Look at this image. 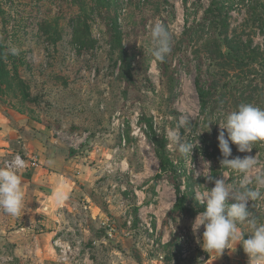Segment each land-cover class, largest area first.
I'll return each instance as SVG.
<instances>
[{
    "label": "rangeland",
    "instance_id": "rangeland-1",
    "mask_svg": "<svg viewBox=\"0 0 264 264\" xmlns=\"http://www.w3.org/2000/svg\"><path fill=\"white\" fill-rule=\"evenodd\" d=\"M218 1L0 0V46L10 55L14 80L0 93V105L25 116L52 141L59 131L89 135L78 150L59 145L68 156L73 151L67 173L75 184L63 206L66 222L57 226L50 242L57 263L183 264L203 251L200 247L181 258L190 245L202 244L204 228L193 233L197 214L192 211L205 206L195 194L210 190L222 177L233 187L243 178L211 157L218 124L241 104L264 109V67L259 62L251 67L256 72L241 69L244 62L233 65L237 71L228 61V72L213 66L219 49L228 52L251 43L264 51V0ZM156 22L172 36L171 52L162 63L151 56L150 30ZM12 47L20 49L19 55L10 54ZM122 50L129 59L125 64ZM199 75L213 89L218 77V85L225 82L213 90L206 125L196 87ZM229 82L232 89L226 94ZM222 94L226 101H220ZM182 115L189 123L179 136L194 146L186 155L169 139ZM146 120H152L158 137H166L178 170L187 202L175 212V176L167 172L157 180L160 161ZM230 147L229 159L255 156L256 165L247 175L249 187L258 188L261 198L249 201L248 209L262 221L264 186L258 187L255 177L264 174V142H256L250 153ZM184 233L189 247L180 239ZM58 241L71 247L65 263L59 261Z\"/></svg>",
    "mask_w": 264,
    "mask_h": 264
},
{
    "label": "clouds",
    "instance_id": "clouds-1",
    "mask_svg": "<svg viewBox=\"0 0 264 264\" xmlns=\"http://www.w3.org/2000/svg\"><path fill=\"white\" fill-rule=\"evenodd\" d=\"M153 62H163L171 52L172 36L167 27L156 22L150 30ZM11 55H19L20 49L12 47L8 50ZM189 123L187 117L181 116L176 129L169 133V139L178 145L181 154H188L194 148L193 144L183 142L179 129ZM218 147L223 159L221 166L243 174L238 187L230 186L222 177L214 181L210 190L205 187L201 193L195 194L196 201L204 205L203 211L198 212L193 223V233L204 231L201 247L206 253L219 252L227 248L230 241H236L248 257V264H264V223L257 219L248 209V202L261 198L257 189L249 187L248 173L255 167V156L235 157L230 145H236L240 153H250L253 145L264 142V109L251 103L241 104L236 110L226 114L222 123L218 124ZM25 161L19 155L13 157L4 167H0V209L7 215L19 216L24 206V192L20 169ZM196 172V176H200ZM258 187L264 186V174L255 177ZM229 201H233L229 203ZM238 223H247L251 235L247 239L238 228Z\"/></svg>",
    "mask_w": 264,
    "mask_h": 264
},
{
    "label": "crops",
    "instance_id": "crops-1",
    "mask_svg": "<svg viewBox=\"0 0 264 264\" xmlns=\"http://www.w3.org/2000/svg\"><path fill=\"white\" fill-rule=\"evenodd\" d=\"M41 130L25 116L0 105V166L23 147L40 161L39 168L22 175L24 206L20 215L13 217L4 212L0 216V264H59L50 242L56 236L57 226L66 222L63 206L75 181L67 173L71 161ZM65 186L71 189L65 191ZM59 208L63 212L57 213ZM237 226L245 239L251 235L246 225ZM183 264H248V257L240 244L230 241L222 254L203 250Z\"/></svg>",
    "mask_w": 264,
    "mask_h": 264
},
{
    "label": "trees",
    "instance_id": "trees-1",
    "mask_svg": "<svg viewBox=\"0 0 264 264\" xmlns=\"http://www.w3.org/2000/svg\"><path fill=\"white\" fill-rule=\"evenodd\" d=\"M216 4L218 5L219 1L216 0ZM215 2V0H214ZM209 19V17H208ZM239 46V48H228V52H224L223 50H218V56L214 59V65L216 68L218 67V69L222 72H224V70H226L228 72V65L230 67V69H233L234 71H237L238 69L233 65H237L238 63H243L244 65H239L240 67H244L241 69H245L248 68L251 72L254 71L253 68H251L253 66V64H255L256 62H259L260 65H262L264 67V51L262 52L259 48L258 49H254L252 44L249 43L248 45H242ZM10 60V55L6 56L5 54V49L3 46H0V93H5V90L7 88H11L12 84H13V76L12 73L9 69V64L8 61ZM121 60L123 61V63L125 64L127 61H129V59L127 58V53L122 50L121 51ZM228 61V62H227ZM242 61V62H241ZM227 62V64H226ZM128 65L130 66V64L128 63ZM240 69V68H239ZM249 71V72H250ZM256 72V71H254ZM226 76V74H224ZM219 76V74H218ZM223 80V79H222ZM216 83V86L213 88H211L210 86H208L207 82H204L201 78V75H199L196 79V87H197V92H198V96H199V100L201 103V107H202V114L204 115V122L206 121L207 117H208V110L210 108V100L213 97V90L216 89H222V86L224 85L225 82H223L222 84L218 85L221 82V78L218 77L217 80H214ZM20 85L23 83L22 80H19ZM228 87L225 89V92L227 94V92H231L230 89H232V85L231 82H229ZM29 95L25 93V97H28ZM221 100L220 101H226L227 99V95L222 94L220 96ZM149 131L152 134V142L155 145V153L156 156L158 158V160L160 161V167H161V173L159 175L156 176L157 180H160L163 178L164 174L169 172L170 174L174 175L175 177L173 178V182H174V187L176 190V194H177V199H176V203L174 205V212L176 210H180L183 209L186 205L187 199L185 196L181 195V184L179 183V179H178V170L177 168H175L173 162L170 159L169 156V151L167 148L168 142L166 137H158L157 133L154 129V124L152 122V120H146ZM206 125V122L204 123ZM198 128L196 130H201L200 126H197ZM205 132L203 133V136H205ZM203 142L204 144L207 143V141L205 140V137H203ZM216 151L214 152L215 154H212L211 157L214 158V160H216V162L218 164L220 163V160L222 158V154L219 150L218 145L215 146ZM207 154H211L209 152V148H206ZM59 152L63 153L66 159H71L73 158L74 154L73 151H70L69 156L66 155V150L64 147H59ZM216 166V164H215ZM213 167V171H212V181L216 178V167ZM214 172V174H213ZM188 189H191L192 186L190 185V182L187 185ZM201 210H203V208L201 209H194L193 214L196 215L198 214V212H200ZM106 235H108V232L106 231ZM97 240V239H96ZM96 240H92L90 247H92L93 243H96ZM95 247H92V250Z\"/></svg>",
    "mask_w": 264,
    "mask_h": 264
},
{
    "label": "built area",
    "instance_id": "built-area-1",
    "mask_svg": "<svg viewBox=\"0 0 264 264\" xmlns=\"http://www.w3.org/2000/svg\"><path fill=\"white\" fill-rule=\"evenodd\" d=\"M55 135H56L55 136L56 139L54 138V140H55L54 142H55L56 145H61V144L67 143V144H69V146L71 148H73L75 150L80 149V147L82 145H84L85 143L87 144L88 141H89V139H88L89 135H87V134H85L82 138H79L78 135H69V134H66L63 131H59V132H56ZM87 139H88V141H87ZM17 155L22 157L23 160L26 162L25 166L22 169H20V171H19V175L21 176V178H22V175L24 174V172H26L27 170H29V169H37V168L40 167L39 158L35 154L29 152L24 147L19 152L13 153L10 157L6 158L3 161V163H2V165L0 167H4L9 161H11L13 159V157H15ZM3 214H4V211L2 209H0V216L3 215ZM110 235L111 234L109 233V236ZM186 237H187V235H186V233H184L183 235L180 236V239L183 240L184 243H185ZM56 245L60 248V253H61V257H60L59 261L62 262V263L63 262L64 263L67 262L69 260L68 259V255H69V253H71V247L67 243H63L61 241H58L56 243ZM185 245H187L189 247L188 243H185ZM190 247L191 248H190L189 251H187V252L186 251H182L181 252V258L182 259H184V260L188 259L191 256L190 255L191 252L194 249L200 248L201 246H200V243H198V244L195 243L193 245H190ZM160 255H159L160 259L164 260L165 256H160ZM3 261L6 262V261H9V260L3 259Z\"/></svg>",
    "mask_w": 264,
    "mask_h": 264
}]
</instances>
